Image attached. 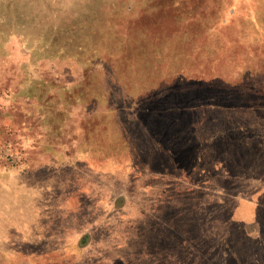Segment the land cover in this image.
I'll list each match as a JSON object with an SVG mask.
<instances>
[{
    "label": "rangeland",
    "instance_id": "374dc122",
    "mask_svg": "<svg viewBox=\"0 0 264 264\" xmlns=\"http://www.w3.org/2000/svg\"><path fill=\"white\" fill-rule=\"evenodd\" d=\"M73 158L128 207L83 250L20 227ZM0 264H264V0H0Z\"/></svg>",
    "mask_w": 264,
    "mask_h": 264
},
{
    "label": "crops",
    "instance_id": "0c3cea01",
    "mask_svg": "<svg viewBox=\"0 0 264 264\" xmlns=\"http://www.w3.org/2000/svg\"><path fill=\"white\" fill-rule=\"evenodd\" d=\"M33 164L34 168L29 170L23 166L20 175L23 178L20 182V191L22 189V192L33 196L32 205L20 204V227L24 224L36 223L32 214L39 209L45 208L47 212L52 207H60L63 211L62 217L60 216L61 221L70 222L69 238L73 244L79 245L78 249L83 250L94 237L95 228L102 227L104 213L110 208L113 211L117 210L116 212L128 209L126 202L116 201L113 197L109 199L105 195V185L102 182L104 183V180L110 176L114 177V173L107 176L102 172L101 174L88 172L83 169L82 161L76 158L68 161L67 164L72 168V172L66 177L61 175L60 165L55 160L44 159L39 162L35 160ZM36 164L38 165L35 166ZM30 180L32 184L28 183ZM28 211L32 214L26 213Z\"/></svg>",
    "mask_w": 264,
    "mask_h": 264
}]
</instances>
